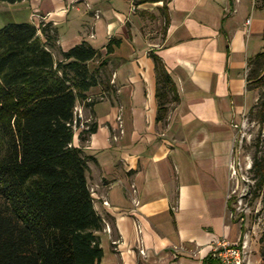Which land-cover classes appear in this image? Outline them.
Here are the masks:
<instances>
[{
	"label": "crops",
	"instance_id": "0c3cea01",
	"mask_svg": "<svg viewBox=\"0 0 264 264\" xmlns=\"http://www.w3.org/2000/svg\"><path fill=\"white\" fill-rule=\"evenodd\" d=\"M254 5L250 9L246 0L0 2V12L15 20L3 26L49 25L58 50L85 42L106 59L103 83L87 93L94 105H77L96 131L86 142H80V130L73 138V145L93 158L87 183L104 223L97 233L103 251L98 264H203L217 240L241 239L228 200L236 123L255 101L247 87L248 63L264 51V3ZM111 41L113 52L106 55ZM53 54L59 58L58 51ZM153 55L178 96L160 121ZM99 63H89L90 70ZM250 264L264 260L250 254Z\"/></svg>",
	"mask_w": 264,
	"mask_h": 264
},
{
	"label": "trees",
	"instance_id": "16d2710c",
	"mask_svg": "<svg viewBox=\"0 0 264 264\" xmlns=\"http://www.w3.org/2000/svg\"><path fill=\"white\" fill-rule=\"evenodd\" d=\"M53 31L31 23L0 28V264H98L103 257L97 233L104 223L87 183L93 158L75 147L73 138L80 129L75 109L79 103L94 105L87 93L103 83L100 70L106 59L85 42L58 50ZM114 43L107 45L106 55ZM152 58L160 121L178 96L161 59ZM96 61L99 68L90 70L89 63ZM257 61L264 62V51L248 65ZM262 72L264 64L251 72L247 83L262 84ZM84 126L80 142L96 131L92 120ZM250 170L252 200L260 199L264 207V154L253 155ZM235 201L229 197L232 214ZM203 264L220 263L211 255Z\"/></svg>",
	"mask_w": 264,
	"mask_h": 264
},
{
	"label": "rangeland",
	"instance_id": "374dc122",
	"mask_svg": "<svg viewBox=\"0 0 264 264\" xmlns=\"http://www.w3.org/2000/svg\"><path fill=\"white\" fill-rule=\"evenodd\" d=\"M261 1L259 3H264V0ZM246 3L250 9L253 8L252 1L246 0ZM5 6L10 8V5ZM12 21L15 20H12L10 14L0 12V27ZM263 64L262 61L250 63L247 69V78L253 70H260ZM247 87L253 92L255 101L251 108L252 112H247L236 123L231 164L232 187L229 197L236 200L232 203L235 212L231 214L233 220H239L237 223L242 230L241 234L247 236L251 254H258L264 260V257L261 256V250L264 249V207L260 199L252 200L255 181L250 170L253 155L257 152L259 155L264 154V81L262 84L247 83ZM81 121L82 119H80ZM241 216L243 217L241 218Z\"/></svg>",
	"mask_w": 264,
	"mask_h": 264
},
{
	"label": "built area",
	"instance_id": "2783aa9c",
	"mask_svg": "<svg viewBox=\"0 0 264 264\" xmlns=\"http://www.w3.org/2000/svg\"><path fill=\"white\" fill-rule=\"evenodd\" d=\"M252 1L253 4H255L260 0ZM75 116L78 119H82L79 128L87 129V127L84 126V123H87L88 121H83L81 111L78 108L75 109ZM104 204L106 205L107 202H104ZM139 253L143 257L146 256V252L144 249H140ZM250 254L251 251L246 235H242L241 239L236 243H230L225 238L217 240L212 247V255L217 258L222 264H250Z\"/></svg>",
	"mask_w": 264,
	"mask_h": 264
}]
</instances>
